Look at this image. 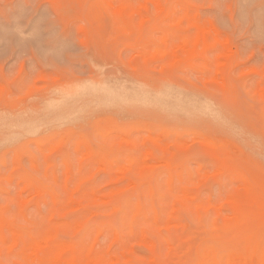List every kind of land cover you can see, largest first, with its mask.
Here are the masks:
<instances>
[{"label": "rangeland", "instance_id": "1", "mask_svg": "<svg viewBox=\"0 0 264 264\" xmlns=\"http://www.w3.org/2000/svg\"><path fill=\"white\" fill-rule=\"evenodd\" d=\"M56 261L264 264V0H0V264Z\"/></svg>", "mask_w": 264, "mask_h": 264}, {"label": "bare ground", "instance_id": "2", "mask_svg": "<svg viewBox=\"0 0 264 264\" xmlns=\"http://www.w3.org/2000/svg\"><path fill=\"white\" fill-rule=\"evenodd\" d=\"M85 5H87V4H85ZM120 6V5H119ZM116 7H118V6H116ZM120 8V7H119ZM124 8V7H123ZM125 10V9H124ZM158 10H159V8H158ZM161 10V9H160ZM116 14H117V12H116ZM195 38L197 39L198 38V35H196L195 36ZM195 40V39H194ZM195 41H197V40H195ZM194 41V42H195ZM99 132H97V134H98ZM159 136V135H158ZM198 137V136H197ZM199 138V137H198ZM203 138V137H202ZM201 138V139H202ZM207 139L205 138V141H206ZM209 140H211V139H209ZM217 141V140H216ZM212 142V141H211ZM222 143V142H221ZM185 144V143H184ZM51 151V150H50ZM49 151V152H50ZM147 151V150H146ZM84 154V153H83ZM85 155V154H84ZM143 163V162H142ZM102 167V166H101ZM116 167V166H115ZM121 167H123V166H121ZM127 167H129V166H127ZM118 169V168H117ZM126 169V168H125ZM203 173V172H202ZM232 178V177H231ZM257 195V194H256ZM106 200V199H105ZM222 202V201H221ZM172 203V202H171ZM178 203V202H177ZM197 206V205H196ZM80 207V206H79ZM174 207V206H173ZM198 207V206H197ZM129 209V208H128ZM220 211V210H219ZM122 212V211H121ZM135 220V219H134ZM79 222V221H78ZM76 223V222H75ZM171 224V223H170ZM169 225V224H168ZM163 226V225H162ZM77 227V226H76ZM77 229V228H76ZM115 230V229H114ZM237 230V229H236ZM13 236V235H12ZM44 237V236H43ZM45 238V237H44ZM3 240V239H2ZM48 240V239H47ZM44 241V240H43ZM112 241V240H111ZM39 242V241H38ZM35 243V242H34ZM36 245V244H35ZM37 245H40V244H37ZM36 245V246H37ZM45 245V244H44ZM34 246V245H33ZM72 246V245H71ZM131 246V245H130ZM14 247V246H13ZM29 248V247H28ZM32 248H34V247H32ZM38 252V251H37ZM37 252H34V253H37ZM41 252V251H40ZM61 252H64V251H61ZM229 252V251H228ZM30 253H32V251L30 252ZM33 254V253H32ZM67 255H69V254H67ZM224 255V254H223ZM55 258V257H54ZM227 258V257H226ZM228 260V259H227ZM46 261V260H45ZM50 261V260H49ZM54 261V260H53ZM53 261H50V262H53ZM65 262V261H64ZM63 261H62V263H64ZM49 263V262H48ZM47 263V264H48ZM56 263H57V261H56ZM69 263V262H68ZM58 264V263H57ZM61 264V263H60Z\"/></svg>", "mask_w": 264, "mask_h": 264}]
</instances>
